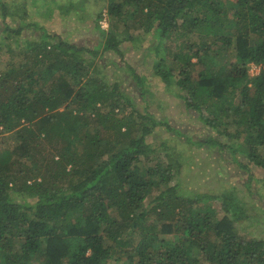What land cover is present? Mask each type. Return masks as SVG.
Here are the masks:
<instances>
[{"label": "trees", "instance_id": "16d2710c", "mask_svg": "<svg viewBox=\"0 0 264 264\" xmlns=\"http://www.w3.org/2000/svg\"><path fill=\"white\" fill-rule=\"evenodd\" d=\"M13 1L0 0V134L15 139L0 150V264H264V239L237 225L243 196L181 187L184 159L164 140L264 174V0H105L91 48ZM139 48L143 74L124 55ZM110 64L132 93L108 85ZM152 77L203 137L149 111Z\"/></svg>", "mask_w": 264, "mask_h": 264}, {"label": "rangeland", "instance_id": "374dc122", "mask_svg": "<svg viewBox=\"0 0 264 264\" xmlns=\"http://www.w3.org/2000/svg\"><path fill=\"white\" fill-rule=\"evenodd\" d=\"M6 1L8 3L14 2L13 0ZM27 2L30 4L32 1L28 0ZM35 3L40 6L42 11L36 16L39 19V24L47 28L50 33L61 35L66 41L79 46L91 48L96 45L99 35L98 31L94 29L93 15L95 11L105 7V0H35ZM11 7L13 8L12 5ZM29 8L30 16L27 20L34 17V13L31 12L32 7ZM102 11L105 13V9ZM14 23L16 22L11 23L12 26ZM99 23L104 30L107 28L105 14ZM137 34L139 31H136L134 35ZM124 52L126 61L136 66L138 72L143 74L146 71L145 67L138 61L143 58L141 49L125 50ZM8 58L7 53H2L0 65H3ZM106 58L109 59L111 56ZM112 59L119 61L115 55ZM100 67L107 77L109 86L115 80H120L123 81L122 88L127 89L129 93L134 91L132 85L134 82L128 74L126 81L124 79L125 74L113 65L110 64L107 68L104 65ZM250 72L255 74L256 70H250ZM149 83V88L153 92L152 95H148L149 111L155 113L159 118L166 117L172 126L188 132L191 136L203 137L206 134L207 130L201 127L198 120L191 118L185 112L182 102L165 90L164 85L159 82L157 77H152ZM164 138L174 153H180L184 159L181 174L177 178L180 180V186L193 192L205 191L210 193L221 192L230 186H234L237 193H240L243 196L241 198L246 201V206H243V210L238 215V227L244 235L264 239V174L260 173L259 169H255L251 172L249 181V175L237 168L234 163L226 158L224 153L209 152L206 147L202 148L185 143L182 137L167 138L164 136ZM160 142L161 140L155 142V145H159ZM14 143L13 134L7 132L0 134V150L11 147ZM248 181L251 182L249 189L245 185V182ZM213 204L216 208L220 206L218 200H214Z\"/></svg>", "mask_w": 264, "mask_h": 264}, {"label": "built area", "instance_id": "2783aa9c", "mask_svg": "<svg viewBox=\"0 0 264 264\" xmlns=\"http://www.w3.org/2000/svg\"><path fill=\"white\" fill-rule=\"evenodd\" d=\"M260 69H261V67H260L259 65H256V64H254V63H250V64H249V73H250V75H252V76H253V75H256L257 73H259ZM250 70H251V71H252V70H256L255 74H254V73H251Z\"/></svg>", "mask_w": 264, "mask_h": 264}]
</instances>
